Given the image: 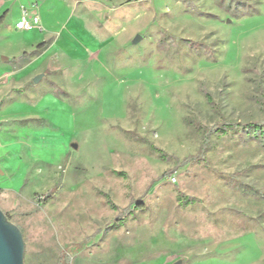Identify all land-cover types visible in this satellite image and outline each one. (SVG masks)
<instances>
[{
    "label": "rangeland",
    "instance_id": "374dc122",
    "mask_svg": "<svg viewBox=\"0 0 264 264\" xmlns=\"http://www.w3.org/2000/svg\"><path fill=\"white\" fill-rule=\"evenodd\" d=\"M32 5L40 32L17 31ZM228 123L264 124V0H0V210L24 264H264V145Z\"/></svg>",
    "mask_w": 264,
    "mask_h": 264
},
{
    "label": "trees",
    "instance_id": "16d2710c",
    "mask_svg": "<svg viewBox=\"0 0 264 264\" xmlns=\"http://www.w3.org/2000/svg\"><path fill=\"white\" fill-rule=\"evenodd\" d=\"M46 48H47V43H44L42 45H39L33 53H30V54L24 53L18 59H14L11 62L12 66H13V70L22 69L24 66H26L30 63V57L31 56L39 55ZM208 100H209V98H208ZM224 128L225 129H224V131H222V133H226V131L246 132L248 134L247 137L249 136L250 138L257 141L258 143L264 145V124L249 123V124H245V125H239V124L228 123V124H224ZM218 131L219 130H217L216 132H218ZM209 136H210V131L202 132L203 144H202L200 154L203 153V150L208 145ZM149 149L151 152L155 153L161 160H167L168 159L167 156L161 150L157 149L156 147L149 145ZM113 174L115 176H118V177H125V175L123 173L113 172ZM50 199H51L50 195L45 196L44 199L40 202L39 207L42 204L44 205V204L48 203V201ZM105 199H106V203L109 206V208L112 210H116L115 206H113L111 204L108 195L106 196ZM177 200L181 204V206H189V205L194 204L193 200L188 199L186 197H183L181 195L177 196ZM115 221H116V223H115L114 227H118L119 226L118 222L120 221V219H116ZM63 258H64V256H62L61 259L59 258L58 264H67V262L63 263V261H62Z\"/></svg>",
    "mask_w": 264,
    "mask_h": 264
},
{
    "label": "water",
    "instance_id": "95a60500",
    "mask_svg": "<svg viewBox=\"0 0 264 264\" xmlns=\"http://www.w3.org/2000/svg\"><path fill=\"white\" fill-rule=\"evenodd\" d=\"M139 38L133 40L136 44ZM41 76L34 78L37 83ZM76 146H74L75 148ZM24 241L21 231L8 221L6 216L0 210V264H24ZM176 264H181L177 262Z\"/></svg>",
    "mask_w": 264,
    "mask_h": 264
},
{
    "label": "built area",
    "instance_id": "2783aa9c",
    "mask_svg": "<svg viewBox=\"0 0 264 264\" xmlns=\"http://www.w3.org/2000/svg\"><path fill=\"white\" fill-rule=\"evenodd\" d=\"M17 31L41 30L40 17L37 6L32 5L29 9H22L21 16L15 24ZM2 126L0 124V133Z\"/></svg>",
    "mask_w": 264,
    "mask_h": 264
},
{
    "label": "crops",
    "instance_id": "0c3cea01",
    "mask_svg": "<svg viewBox=\"0 0 264 264\" xmlns=\"http://www.w3.org/2000/svg\"><path fill=\"white\" fill-rule=\"evenodd\" d=\"M39 17H40V25H41V27H42V23H44V20H43L44 18H43V15H40V14H39ZM18 20H19V18H18ZM18 20H17V21H18ZM37 31L40 32V30H37ZM20 70H22V69H20ZM20 70H19V71H20Z\"/></svg>",
    "mask_w": 264,
    "mask_h": 264
}]
</instances>
